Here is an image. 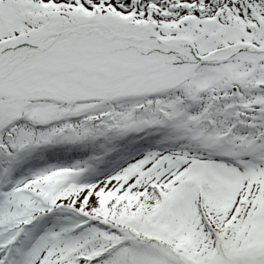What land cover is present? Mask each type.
Returning a JSON list of instances; mask_svg holds the SVG:
<instances>
[{
	"label": "snow or ice",
	"instance_id": "snow-or-ice-1",
	"mask_svg": "<svg viewBox=\"0 0 264 264\" xmlns=\"http://www.w3.org/2000/svg\"><path fill=\"white\" fill-rule=\"evenodd\" d=\"M0 264H264V0H0Z\"/></svg>",
	"mask_w": 264,
	"mask_h": 264
}]
</instances>
